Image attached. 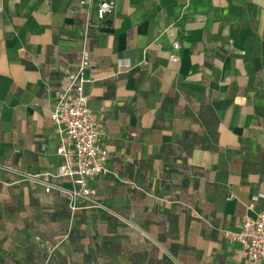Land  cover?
Returning <instances> with one entry per match:
<instances>
[{
  "label": "crops",
  "instance_id": "obj_1",
  "mask_svg": "<svg viewBox=\"0 0 264 264\" xmlns=\"http://www.w3.org/2000/svg\"><path fill=\"white\" fill-rule=\"evenodd\" d=\"M79 1L0 0L2 165L62 164L48 88L81 60ZM87 46L110 154L89 186L106 209L73 212L0 170V264H246L223 232L264 213V0H120ZM120 60L132 69L114 77Z\"/></svg>",
  "mask_w": 264,
  "mask_h": 264
},
{
  "label": "built area",
  "instance_id": "obj_2",
  "mask_svg": "<svg viewBox=\"0 0 264 264\" xmlns=\"http://www.w3.org/2000/svg\"><path fill=\"white\" fill-rule=\"evenodd\" d=\"M119 3L120 0L79 1L86 18L85 27L80 32L84 38L81 60L75 70L64 71L65 86L58 91L48 88L49 94L55 96L51 119L60 137L57 154L62 158V164L56 171L38 175L26 174L15 167L0 164V170L21 177L22 182L41 186L47 194L56 191L67 196L73 212L84 204L106 209L96 200L97 191L89 186L91 180L110 172V154L102 143V118L90 107L86 94V71L96 67L87 41L89 30L97 23L108 22L116 13ZM173 48L180 51L181 42H174ZM171 60L178 62L176 54L171 56ZM130 69L132 65L129 60H120L113 76L118 77ZM58 179L69 180L71 186L56 185ZM223 233L230 244L241 247L246 264H264V213L258 214L256 218H246L238 230H225Z\"/></svg>",
  "mask_w": 264,
  "mask_h": 264
},
{
  "label": "rangeland",
  "instance_id": "obj_3",
  "mask_svg": "<svg viewBox=\"0 0 264 264\" xmlns=\"http://www.w3.org/2000/svg\"><path fill=\"white\" fill-rule=\"evenodd\" d=\"M185 225H186V224H184V227H185ZM127 226H129V225H127ZM129 227H130V226H129ZM180 227H181V224H173V225H170V228H171V229H175V230H176V229H177V230L180 229ZM193 230H194V226L192 227L191 231L193 232ZM192 238H193V237H192ZM192 238H191V239H187V240H185V241H187V242H192V243H196V244H197V243L200 244V243H199L200 241H198V240H196V239H192Z\"/></svg>",
  "mask_w": 264,
  "mask_h": 264
},
{
  "label": "trees",
  "instance_id": "obj_4",
  "mask_svg": "<svg viewBox=\"0 0 264 264\" xmlns=\"http://www.w3.org/2000/svg\"><path fill=\"white\" fill-rule=\"evenodd\" d=\"M53 192H56V191H53ZM52 193V192H51ZM62 196H64V195H62ZM64 197H66V199L68 200V202H69V206H70V200H69V198L67 197V196H64ZM96 200H97V197H96ZM99 202V201H98ZM101 204V203H100ZM102 205V204H101ZM103 206V205H102ZM90 207H93V206H91V205H87V204H84V205H82V206H80V209H85V208H90ZM105 207V206H104ZM93 208H96V207H93ZM97 209H101V208H97ZM102 210H104V209H102Z\"/></svg>",
  "mask_w": 264,
  "mask_h": 264
}]
</instances>
